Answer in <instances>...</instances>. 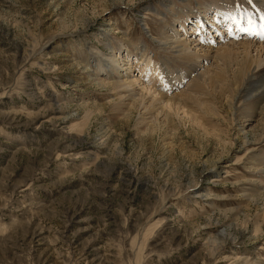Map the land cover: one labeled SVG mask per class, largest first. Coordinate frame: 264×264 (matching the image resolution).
Instances as JSON below:
<instances>
[{
  "label": "rangeland",
  "instance_id": "374dc122",
  "mask_svg": "<svg viewBox=\"0 0 264 264\" xmlns=\"http://www.w3.org/2000/svg\"><path fill=\"white\" fill-rule=\"evenodd\" d=\"M165 2L187 9L184 17L172 16ZM212 3L250 6L248 0H0V264H264V185L256 184L262 193L255 200L247 193L256 190L248 179L262 175L249 162L264 156V138L255 141L264 123L233 122V111L229 121L211 115L204 129L162 122L149 136L137 112L119 115L109 89L91 84L95 76L87 80L96 74V56L110 53L109 40L125 41L131 22L127 40H141L166 69L158 87L187 83L188 71L156 38L161 28L174 35L173 25L185 35L177 22L184 18L193 42L201 30L227 42L225 22L211 26V15L204 17L208 28L196 22L200 7ZM156 11L160 18L148 17ZM219 158L225 164L217 174L211 164ZM255 231L258 242L250 240Z\"/></svg>",
  "mask_w": 264,
  "mask_h": 264
},
{
  "label": "bare ground",
  "instance_id": "6f19581e",
  "mask_svg": "<svg viewBox=\"0 0 264 264\" xmlns=\"http://www.w3.org/2000/svg\"><path fill=\"white\" fill-rule=\"evenodd\" d=\"M183 2L187 3V1ZM253 5H255V7H253ZM163 7L176 18L184 17L187 11V9H179L177 11V8H175L171 2H165ZM188 9H190L189 6ZM200 9L203 10V16L197 17L201 20H196V22L208 28L206 24L207 20L204 19V17L209 15H211L212 18L209 20L212 21L210 23L211 26L225 22L226 24L224 25H227L225 30L228 31L226 34L230 35L226 37L228 38L225 40L227 42L222 41L223 43H221L219 40L213 41L205 37L203 33L204 30H201L198 34L201 36L198 40L199 42L197 40L198 43H195V40L193 42V37L189 38L191 37V32L188 33V30L185 29L187 21L184 18L183 20H181V18L179 20L177 19V22L183 26L186 33L185 35H181L180 32L183 31L180 27V30H178L179 28L173 25L171 31L174 32V35L169 33L170 30L161 28L163 33L159 34L156 38L160 46L159 48L178 58L184 69L188 71V84L185 83L181 86V82L176 79L177 85L172 91L158 87L167 81L168 77L165 76L166 69L161 63L154 61V59L149 56L147 49L143 48L144 45L141 43V40H127L128 34H130H127V32H132L130 31L131 22L126 24L124 33V37L126 38L125 41L117 45L109 40L106 46L110 53L106 56L104 54H98L96 56L99 60L92 66L95 70L93 72L96 74H90L87 80H89L91 76H95L93 79L94 81L90 82L91 84H96L99 88L109 89L110 94L107 97L110 99L109 105L114 106L113 108L120 113L119 115L128 119L134 112H137L140 116L137 121L138 126L144 127V131H142L145 135L152 136L156 131L154 126L162 122L164 125L168 123L173 126L176 121H189L193 124L195 123V126L199 125L204 129V126H210L209 123L212 121H207L208 124L206 123V125L204 120H210L211 115L215 117H220L222 115L225 120H228L233 111V122L238 123L243 120L241 123L255 121L258 124L264 123V42H255V38V41H252L253 39H251V37L254 35L238 31L239 26L228 18L229 16L239 17L240 14L244 13L250 14L257 24L264 23V21L260 19L261 16H264V0H252V4H250L249 8L244 10L232 7L225 9L216 6L215 3L200 7ZM259 12H261V14L258 18L257 13ZM150 14H148V17H161L160 12L157 11L153 12L152 15ZM165 18L166 17L162 18V20H164L162 23L167 24L169 20ZM219 19H223V21ZM111 25L112 23L110 22L109 26ZM142 26L144 30L148 29L147 23ZM197 26L200 27V25ZM222 26L219 28H222ZM243 34L245 38L242 40L241 36L243 37ZM256 38L259 39L258 41L263 40L258 36H256ZM218 39L221 40L220 35H218ZM88 60L90 62V58ZM71 63L73 68L78 67L77 62L71 61ZM136 70L140 72V77L135 73ZM143 77H147L149 81L144 80ZM207 84L218 88V90L214 91L210 89L212 92H208L209 89L207 90L206 88ZM216 95L220 97L219 103L215 99ZM203 123L205 125H203ZM240 126L242 132H246L247 129L245 126H242V124H240ZM230 128L232 129V127ZM262 128V134L255 140L259 143H261L260 140L264 138V127ZM214 130H216L215 127ZM238 131L240 134V130ZM216 137H218V135ZM245 143L248 144L247 142ZM170 144L172 143L170 142ZM254 148L255 146L253 149ZM249 149L250 147H245V150L248 151ZM250 160L249 163L251 165L249 170H257L262 174L259 179H248L251 185H254V189H256L252 193L247 191V193L251 194L248 195V200L249 198L255 200V196L261 195V190H264V188L260 189L256 185L258 183L264 185V156L258 154L257 158ZM224 164L225 161L223 158L216 159L212 161L211 169L218 174L220 170L224 169ZM243 193L247 194L246 192ZM261 237L262 235L259 234V231H255L250 240H252V242H258ZM220 238L221 237H218L213 241L214 246H219Z\"/></svg>",
  "mask_w": 264,
  "mask_h": 264
},
{
  "label": "snow or ice",
  "instance_id": "6c2138e0",
  "mask_svg": "<svg viewBox=\"0 0 264 264\" xmlns=\"http://www.w3.org/2000/svg\"><path fill=\"white\" fill-rule=\"evenodd\" d=\"M248 3L252 4V0H248ZM253 7H255V5H253ZM228 18L239 26L238 31L264 39V23L257 24L250 14L242 13L239 17L229 16ZM260 19L264 21V16H261Z\"/></svg>",
  "mask_w": 264,
  "mask_h": 264
}]
</instances>
